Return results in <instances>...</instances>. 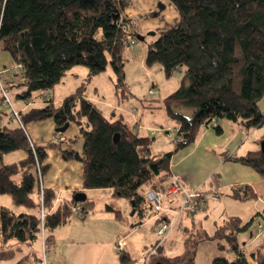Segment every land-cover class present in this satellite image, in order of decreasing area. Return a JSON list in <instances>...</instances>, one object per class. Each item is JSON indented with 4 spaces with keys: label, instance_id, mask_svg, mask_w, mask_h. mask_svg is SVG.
Returning <instances> with one entry per match:
<instances>
[{
    "label": "trees",
    "instance_id": "trees-1",
    "mask_svg": "<svg viewBox=\"0 0 264 264\" xmlns=\"http://www.w3.org/2000/svg\"><path fill=\"white\" fill-rule=\"evenodd\" d=\"M133 1L0 0V48L10 52L15 69H19L16 75H21V80L13 84L22 88L17 97L28 100L34 91L53 89L76 65L88 69L86 81L60 104L46 99L51 103L44 107L20 111L23 126L11 124L12 110L0 109V192L25 208L16 212L0 207L4 241L17 239L33 245L41 239L46 256L54 230L71 219L75 206L81 205L82 213L94 207L88 198L76 202L74 197L55 206L56 192L46 187L43 179L50 169L47 150L61 147L62 141L38 144L28 134L26 121L52 118L56 134L66 123L68 127L78 126L79 134L69 138L73 145L61 149V154L66 160L81 162L83 187L113 188L116 195L133 201L139 211L143 193L155 186V177L162 182L169 178L174 151L152 153L153 137L141 135L122 116L112 120L85 94L87 83L110 65L117 89L123 96L129 95L124 50L140 33L124 12ZM169 1L176 7L179 20L149 41L146 62L160 63L167 76L183 71L178 88L163 99L166 113L177 128L176 149L195 141L203 125L220 131L218 119L240 121L250 128L264 125V112L258 105L264 97V0ZM146 40L144 35L142 41ZM2 99L0 94V103ZM182 107L191 110V115L178 110ZM4 118L8 122L1 124ZM79 140L80 150L74 147ZM15 150H23L26 157L5 163L3 155ZM239 159L264 176L261 151ZM157 189L163 192V183ZM242 189H236L234 195L245 199L249 188L245 192ZM253 196L251 191L249 197ZM254 220L234 216L212 235L200 239L188 236L185 252L169 261L196 264L199 242L211 239L218 249L212 264H250L238 235ZM227 251L235 256L229 258ZM33 253L25 264H42L43 257L36 250ZM119 254L122 263L132 260L126 252ZM251 255L257 257L255 252ZM256 264H264V257Z\"/></svg>",
    "mask_w": 264,
    "mask_h": 264
},
{
    "label": "crops",
    "instance_id": "crops-1",
    "mask_svg": "<svg viewBox=\"0 0 264 264\" xmlns=\"http://www.w3.org/2000/svg\"><path fill=\"white\" fill-rule=\"evenodd\" d=\"M161 2L165 6L161 13L158 11V0H134L124 14L139 33L158 28L161 32H156L157 37L163 32L162 25L168 18L175 17V21L167 28L179 20V14L174 4L169 0H161ZM154 10L157 12L154 13ZM151 14L154 15V19L150 18ZM158 15L161 18H157ZM137 40L133 42L137 43ZM9 78L7 79L8 83L13 85L21 80V75L15 74ZM44 93L45 96L49 95L48 91H44ZM86 97L88 96L86 95ZM50 99L54 104L56 102L60 104L63 101V99L54 101L52 97ZM163 99H159L166 117V126L163 128L168 129L167 133H174L175 143L167 144L164 137H153L151 151L154 154L174 151L170 159V176H178L187 188L200 189L204 192L205 197L196 200L194 208L184 210L178 215L176 224L168 230L166 237L157 249L155 246L159 240L157 229L160 220L151 214L145 199L141 206L142 210L136 209L132 214L131 201L126 197L116 195L113 188H84L81 162L66 160L61 153L56 155L54 152L55 148L64 149L73 145L69 142V138L79 134L78 126H76L78 129L76 133L74 131L73 133L56 134L54 131L52 137L47 141L41 139L37 143L47 144L50 140L62 141L61 147L47 150L50 169L43 179L44 185L56 192L55 206L63 200L73 198L75 192L83 191L87 194V198L94 202V207L86 213L74 210L71 219L54 230V239L49 249V260L47 259L50 264H174L169 261V258L185 252V241L188 236L200 239L206 234L212 235L227 219L234 216L243 219L242 211L246 212L245 214L248 216H252L256 211L264 218V176L255 167L239 159L249 152L261 151L263 137L259 138V136L261 134L264 136V125L250 128L240 121H232L227 118L218 119L216 125L221 127L220 131L216 130L213 125H203L195 141L176 149L177 128L166 113ZM24 102L25 104L21 107L23 112L32 107H44V105H37L33 100L28 99ZM258 105L264 112V97ZM130 110L133 112V125L129 123L123 113ZM135 110V107L126 109L125 105H120L117 109L114 107L107 116L112 120L122 116L130 127L132 126L141 135L149 136L141 132L144 129L148 130L149 127L141 122V116L135 114ZM7 122V118L1 120V124ZM51 128L55 129V122ZM259 130L260 134H258ZM79 143L81 144L79 145ZM154 145H157L156 151H153ZM74 147L80 150L82 141L79 140ZM19 152L20 159L26 157L23 150ZM52 158H56L55 168L52 165ZM167 180L162 182L159 177H155L154 188H159L162 183L165 185ZM241 188H249L246 191L247 198L245 199L234 195L235 190ZM251 191L254 192L253 197H249ZM90 192L94 196L89 197ZM212 195H216L218 198L214 199L211 197ZM225 195L226 197H224ZM182 200L183 195L165 200V206L170 210L163 215L164 220H172L176 217L174 210L181 205ZM259 203L263 204L260 209ZM23 210L25 208L22 206L20 211ZM117 212L119 213L117 214ZM120 238H123L122 251L128 253L132 259L129 263H122L119 252L115 250V245ZM238 239L250 264H256L264 257V226L261 230L259 229V232L258 229L253 231L251 226L247 231L240 233ZM40 244L42 245V240ZM244 246H251L250 253H246ZM173 248H176L177 251H171ZM253 252L257 253V257L251 255ZM196 253V264H212V259L218 254L216 241L211 239L200 241ZM226 255L233 258L235 253L227 251Z\"/></svg>",
    "mask_w": 264,
    "mask_h": 264
},
{
    "label": "rangeland",
    "instance_id": "rangeland-1",
    "mask_svg": "<svg viewBox=\"0 0 264 264\" xmlns=\"http://www.w3.org/2000/svg\"><path fill=\"white\" fill-rule=\"evenodd\" d=\"M159 2H162L161 0H158L157 4L159 9L158 11L161 13L164 11V8H160L161 4L159 5ZM155 12H157V10H154V13ZM153 16L154 15L151 14L150 18L154 19ZM156 17L161 18L160 15ZM174 18H168L167 21L164 22V24L162 25V31H164L168 26H170L171 23L175 21ZM154 23L156 24L157 21ZM152 32H155V34H152ZM156 32L159 33L161 31H159L158 28L155 27V29H150L147 32L140 33V35H145L147 37V40H137V43L132 41L126 46L124 50L125 71L127 74L126 78L127 82L130 85L127 88L129 97L123 96L120 89H117L116 74L110 65H108L105 71L94 76L87 83L85 94L106 115H109L110 111L113 110L114 107H116L117 109V107H119L120 105H125L126 109L135 107V114H137L139 117L141 116V122L149 127L148 130H142V133L154 138L164 137L167 141V144H174V133H167L168 129L163 128L164 126H166V117L164 109L163 107H161L162 102L159 101V99L162 100L163 97L167 96L169 93L175 91L178 88L181 82L183 71L178 70L173 75L167 76L160 63L156 62L152 65L147 64L146 52L148 43L149 41H151V39H154L156 37ZM18 70L15 69V63L10 52L0 48V94H2L1 88H6L13 107L16 110L21 111V107L25 104V99L17 97V94L21 93L22 88H19L16 85H11L7 81V79H10L9 77L15 75V72H17ZM87 72L88 69L86 66L76 65L70 71H68V73L62 78L60 83H58L54 86L53 89L48 91V96H45L44 91H34L32 97L29 100L35 101L37 105L45 106L51 103L49 100H46L50 99L51 97L54 99V101L64 99L67 95L75 92L77 88L86 81ZM151 89H154L155 91L152 94L150 93ZM58 104V102L55 103V105ZM2 110L9 112L12 110V107L9 104H5L2 107ZM178 110L187 115H191L192 113L191 110L183 107L179 108ZM123 113L126 115V119L129 121V123L133 125V112L130 110ZM53 122L54 121L52 118H47L40 121H26L25 125L32 140H34L35 142L40 141L41 139H44L43 141H47L50 137H52V133L55 131L54 128H51ZM11 124L19 125L20 122L13 116ZM77 131L78 129L76 125L72 124L64 132L76 133ZM260 133L261 131L259 130L258 134ZM261 135L259 136V138L263 137V140L264 136L263 134ZM80 144L81 143H79V145ZM156 146L157 145L153 146V151L157 150ZM19 151L20 150H15L7 154L5 153L3 155L4 161L6 163L18 161L21 158ZM54 152L57 155L58 153H61V149L55 148ZM52 165L53 168H55L56 158H52ZM92 196H94V194L90 192L89 197ZM224 197H226V195ZM1 205H7L16 212H19L20 208H22V206H18L12 203L9 194L0 192V207ZM261 207H263V204L259 203V209ZM242 213L244 221H249L252 217L255 218L252 225L253 231H257L258 229L259 232V224L264 226V218L261 217L260 214H257L256 211L254 212V214H252V216H248V214H245L246 212L244 211H242ZM40 242L41 239H38V241L32 245L29 243L21 242L17 239H9L7 241H4L0 235V264H25L29 262L33 257L34 250H36L38 255L43 257L42 245L40 244ZM244 247L246 253H250L251 246ZM253 248L254 246L252 247V249ZM171 251H177V249L173 248ZM49 256L50 250L46 252V257L48 260Z\"/></svg>",
    "mask_w": 264,
    "mask_h": 264
},
{
    "label": "built area",
    "instance_id": "built-area-1",
    "mask_svg": "<svg viewBox=\"0 0 264 264\" xmlns=\"http://www.w3.org/2000/svg\"><path fill=\"white\" fill-rule=\"evenodd\" d=\"M2 102L0 103V109L5 105L9 104L12 107V115L17 118L20 122V124L23 126V123L21 121V115L20 111L16 110L12 102L8 96L7 89L2 87ZM154 89L150 90V93H154ZM31 145L33 146V141H31ZM164 191L161 192L157 188H150L145 193V201L146 204L151 212V214L155 217H158L160 220V224L157 229V235L159 236V240L156 244V246H159L162 240L166 237V234L168 230H170L175 224L176 219L178 215L184 210L192 209L195 207V202L198 199L204 198V192H202L198 188H187L183 182L180 180V178L176 175H171L169 180L166 181L165 185H163ZM43 193V192H41ZM180 195H183V200L181 202V205L174 210L175 218L172 220H164L163 215L170 210V208L165 206V200L166 199H173ZM212 198L216 199L218 196L212 195ZM74 210L76 212H80L82 210L81 205H76ZM45 211L42 208L41 210V217L44 218ZM263 226L259 224V229L261 230ZM115 250L120 252L123 250V238H120L115 245ZM42 264H50L44 254Z\"/></svg>",
    "mask_w": 264,
    "mask_h": 264
},
{
    "label": "water",
    "instance_id": "water-1",
    "mask_svg": "<svg viewBox=\"0 0 264 264\" xmlns=\"http://www.w3.org/2000/svg\"><path fill=\"white\" fill-rule=\"evenodd\" d=\"M160 4H161V7L160 8L163 9L165 7L164 4L162 6V3L159 2V5ZM152 34H155V32H152ZM138 39L139 40H143L144 39V35H138ZM68 126H69V123H66L64 126H62L60 128H57V131L58 132H64L68 128ZM118 137L119 136L117 134L116 137H115V140H117ZM261 152L264 154V140H262V142H261ZM86 199H87V194L85 192H83V191L77 192L74 195V200L76 202H83ZM131 204L133 206V209H132V214H133L136 211L135 203L132 201Z\"/></svg>",
    "mask_w": 264,
    "mask_h": 264
}]
</instances>
